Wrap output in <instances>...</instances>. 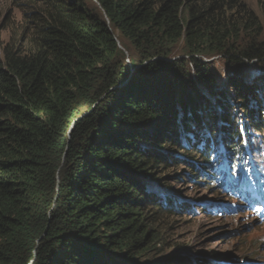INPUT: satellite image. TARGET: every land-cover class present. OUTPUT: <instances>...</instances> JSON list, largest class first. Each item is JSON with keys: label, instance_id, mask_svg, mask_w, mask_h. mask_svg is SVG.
<instances>
[{"label": "trees", "instance_id": "1", "mask_svg": "<svg viewBox=\"0 0 264 264\" xmlns=\"http://www.w3.org/2000/svg\"><path fill=\"white\" fill-rule=\"evenodd\" d=\"M94 2L35 0L10 20L0 264H218L187 256L181 228L232 201L228 170L255 155L264 170V19L243 0ZM177 167L210 202L161 192Z\"/></svg>", "mask_w": 264, "mask_h": 264}, {"label": "rangeland", "instance_id": "2", "mask_svg": "<svg viewBox=\"0 0 264 264\" xmlns=\"http://www.w3.org/2000/svg\"><path fill=\"white\" fill-rule=\"evenodd\" d=\"M88 5L93 6L95 4L94 0H86ZM245 4L253 10L260 19H264L262 7H264V0H243ZM35 0H0V48L4 46L10 39L11 35V24L12 22L22 23L26 18L27 13L33 10V5ZM18 23V24H19ZM211 65L218 70L221 79L228 73L227 65L225 61L221 58L211 59ZM251 64H256V62H251ZM250 64V65H251ZM221 71V72H220ZM249 73H258V68L252 66L248 68ZM249 74V75H250ZM254 76V75H253ZM241 110V109H240ZM247 119H243L240 115V124L247 122ZM258 140L256 142H263L264 137L262 135L255 136ZM249 143L247 136L243 139ZM236 149V145L234 144ZM239 148V147H237ZM247 149L246 153L252 155V151L245 146ZM260 147L258 148L259 151ZM257 151V152H258ZM256 152V153H257ZM255 155V154H254ZM258 164H262L261 158L255 155ZM187 170L186 167L184 168ZM178 167L170 170L169 173L166 172L164 175H168L172 178H166V187L160 188L171 194L174 197L182 198L188 201V203H198L200 207L210 202L211 198H207L210 193L204 188L202 191L195 179H186L185 174L179 171ZM209 194V195H208ZM219 200L221 207L225 205H230L227 202L226 197L223 196ZM205 199V200H203ZM191 201V202H190ZM204 203V204H203ZM233 214H226L222 209L221 211L214 212L213 215L197 214L196 219H191L190 224H183L181 228L182 236L188 239L189 245L194 246L195 250L190 251L187 256H193L194 254L200 252L196 257L203 256L206 263L212 262L218 255L221 259L226 260V263L231 261V264H264V227L259 224L258 221H253L254 218L249 217L246 214H240L237 208L234 206ZM221 214L224 220L219 219ZM230 256L227 260L225 257ZM195 260V259H194ZM209 261V262H208ZM203 262V261H202ZM214 261L213 263H215ZM224 261L218 264H223ZM200 264V263H198Z\"/></svg>", "mask_w": 264, "mask_h": 264}, {"label": "clouds", "instance_id": "3", "mask_svg": "<svg viewBox=\"0 0 264 264\" xmlns=\"http://www.w3.org/2000/svg\"><path fill=\"white\" fill-rule=\"evenodd\" d=\"M221 205V204H220ZM212 260H216V259H212ZM222 261H224L225 262V264H231V261L230 262H228V263H226V260H222Z\"/></svg>", "mask_w": 264, "mask_h": 264}, {"label": "bare ground", "instance_id": "4", "mask_svg": "<svg viewBox=\"0 0 264 264\" xmlns=\"http://www.w3.org/2000/svg\"><path fill=\"white\" fill-rule=\"evenodd\" d=\"M218 257V256H217ZM200 260H202V261H204L205 260V258L203 257V256H201V257H198Z\"/></svg>", "mask_w": 264, "mask_h": 264}]
</instances>
